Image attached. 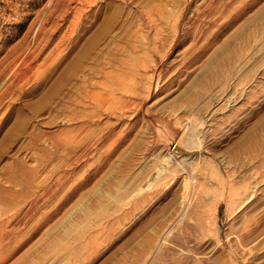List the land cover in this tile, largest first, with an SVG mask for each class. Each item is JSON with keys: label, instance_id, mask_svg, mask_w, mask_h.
<instances>
[{"label": "rangeland", "instance_id": "1", "mask_svg": "<svg viewBox=\"0 0 264 264\" xmlns=\"http://www.w3.org/2000/svg\"><path fill=\"white\" fill-rule=\"evenodd\" d=\"M0 264H264V0H0Z\"/></svg>", "mask_w": 264, "mask_h": 264}, {"label": "water", "instance_id": "2", "mask_svg": "<svg viewBox=\"0 0 264 264\" xmlns=\"http://www.w3.org/2000/svg\"><path fill=\"white\" fill-rule=\"evenodd\" d=\"M157 122H153L154 139L153 144H162L165 148H170L173 145V139L176 132L170 128L167 122L160 117H156Z\"/></svg>", "mask_w": 264, "mask_h": 264}, {"label": "bare ground", "instance_id": "3", "mask_svg": "<svg viewBox=\"0 0 264 264\" xmlns=\"http://www.w3.org/2000/svg\"><path fill=\"white\" fill-rule=\"evenodd\" d=\"M183 135H181V133H179L177 136H175V138H174V141H173V145L171 146V147H173L174 145H176V143H179V144H183V145H187V141L186 140H184L183 139V137H182ZM189 144V143H188ZM189 146V145H188ZM170 147V148H171ZM168 149V148H167ZM175 153H176V155H174V157H175V161H173L174 163H176V164H180V163H182V161L184 160V158H183V156H182V153L180 152V151H177V150H175ZM170 156V155H169ZM173 157V156H172ZM166 158V157H165ZM168 158V157H167ZM172 160V159H171ZM183 164V163H182ZM184 164H185V162H184ZM181 166V165H180ZM184 207V203H182L181 205H180V208H179V210L181 209V208H183ZM165 231H164V233H163V236H165ZM162 235V234H161ZM167 236V235H166ZM164 239V238H163Z\"/></svg>", "mask_w": 264, "mask_h": 264}]
</instances>
